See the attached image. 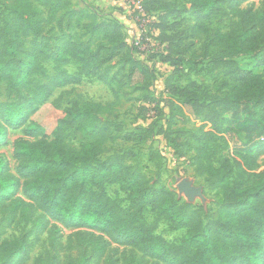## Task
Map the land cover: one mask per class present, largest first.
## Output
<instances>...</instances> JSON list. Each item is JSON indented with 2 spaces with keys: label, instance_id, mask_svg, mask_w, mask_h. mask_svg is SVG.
<instances>
[{
  "label": "trees",
  "instance_id": "obj_1",
  "mask_svg": "<svg viewBox=\"0 0 264 264\" xmlns=\"http://www.w3.org/2000/svg\"><path fill=\"white\" fill-rule=\"evenodd\" d=\"M1 2L0 84L10 102L0 103V144L7 129L24 127L55 91L78 86L83 79L95 78L105 85L114 102L70 103L51 139L40 126L26 125L25 137L34 140L15 143V177L9 176L0 157L3 223L30 227L25 236L0 241V264H26L27 239L38 238L47 219L75 232L62 243L59 230L51 227L47 240L52 253L35 257L31 264L97 263L110 243L129 249L111 264H264V168L257 162L264 152V9L242 8L244 0H181L180 9L169 0H142L144 11L156 20L147 34L151 26L163 46L150 52L146 61L173 68L165 81L167 98L159 102L149 91L151 70L133 58L122 26L114 19L100 21L84 4L69 0ZM183 15L192 22L189 38H207L204 57L215 72V83L221 82L216 91L192 80L174 84L187 61L179 38L169 32ZM55 22H66L70 31H80V37L63 35L50 44L44 31ZM93 45L99 46L96 52ZM241 57L252 59L259 72L241 69L236 62ZM114 59H120L117 71L110 64ZM69 64L76 66L75 74L64 69ZM126 82L157 110L159 120L165 119L159 133L178 147L175 155L189 154L194 174L221 194L214 220H205L201 208L182 202L173 191L151 185L127 163L131 154L101 160L107 145L118 137L108 119ZM184 108L197 124L172 136L169 131L178 119L188 122ZM137 137L127 133L122 139ZM107 186H117L125 194V208L109 198ZM147 212L183 236L167 242L155 235ZM62 252L70 255L59 258Z\"/></svg>",
  "mask_w": 264,
  "mask_h": 264
},
{
  "label": "rangeland",
  "instance_id": "obj_2",
  "mask_svg": "<svg viewBox=\"0 0 264 264\" xmlns=\"http://www.w3.org/2000/svg\"><path fill=\"white\" fill-rule=\"evenodd\" d=\"M73 4L82 3L90 11L97 15L100 21L109 18L112 15L125 16L131 19L127 13L128 5L124 0H69ZM170 4L175 5L179 9L182 6L181 0H169ZM242 8H248L253 11L264 9V0H244ZM2 2L0 0V10H2ZM134 21L131 20V23ZM156 22L155 18L153 23ZM170 24L174 23V17L169 19ZM178 26L169 32V35H175L179 38V46L187 63L182 65L183 76H175L174 84L183 86L189 80L195 81L198 84L209 88L211 91H216L221 82L215 83V72L212 71L209 60L204 57L207 38L203 37L200 41L189 38V29L192 26L191 20L187 15L175 19ZM135 24V23H133ZM149 26V25H148ZM136 27V26H135ZM150 44L146 45L141 39L140 32L130 36L124 32V39L128 47L132 50V56L135 60L140 61L144 66L148 67L153 75L149 91L155 101L161 102L167 97L165 91V81L172 76L173 68L167 64L159 62H147L146 59L149 53L155 50L163 49L155 40L157 31L150 26ZM148 31V27L146 28ZM78 35L80 31L77 29L69 30L66 22L58 24V22L48 25L44 31V37L53 43V40L61 36ZM83 42L85 40L83 39ZM140 42L139 45L135 43ZM98 45H93V50H98ZM165 48V47H164ZM100 59H104L105 54H99ZM238 66L243 70H249L258 73L259 70L255 63L249 57H241L236 60ZM111 65H115L117 71L120 66V59H114ZM51 74V67L47 66ZM69 74H75L76 66L69 64L64 67ZM115 72V71H114ZM177 77V78H176ZM135 79V78H133ZM174 79V76H173ZM134 84L126 82L122 92L118 94V102L112 116L108 121L113 122L114 129L118 132L117 139L107 145V152L101 156V160H106L108 156L116 153L131 154L128 156L127 163L135 169L140 170L155 187H165L173 191L177 197L185 203L191 204L194 208H201L205 220H214L217 217L218 211L222 204V196L219 192L209 190L204 181L196 176L191 165L190 155L184 154L182 157L176 156L178 147H174L167 139L164 133H159L160 126L165 129V119L159 120L156 117V112L152 106L145 104L142 93L136 90ZM10 98L6 95L5 86L0 84V103H8ZM73 102H93L100 104H108L114 102L112 92L95 78H86L78 86H69L54 92L51 98L37 111L29 117L26 125L29 123L40 126L44 135L51 139V134L57 122L63 118L64 110L70 103ZM162 103L160 104V107ZM167 113V110L164 109ZM187 123H182L178 119L174 126L171 127L169 133L174 136L181 128H192L197 122L193 121L192 115L188 108H184ZM26 125L20 129H7L5 138L0 144V157L4 160L7 166L9 176H16L17 162L14 158V145L18 140L26 139L33 141L34 139L26 138L24 129ZM127 133H136L138 136L132 141L123 140V136ZM183 141H180L182 144ZM184 148V147H183ZM257 162L260 168H264V152L258 156ZM106 194L121 208L127 206L125 194L117 186H107ZM16 197H21L18 193ZM146 221L154 226L155 235L159 236L167 242L178 240L183 236L184 232H171L164 222H159L155 219L152 213H145ZM4 217L0 215V241L4 239H12L14 237L25 236L30 227L28 225L16 224L11 227H6L3 223ZM48 225L44 232L38 237H28L27 243L29 246L28 261L26 264H31L33 259L39 255L51 254L48 244V230L55 226L59 230L61 237L60 241L65 243L67 237L75 232L73 229L66 228L61 224L47 219ZM129 249L109 244L105 256L97 263L93 264H111L112 260L118 259L128 254ZM70 254L62 252L59 258H66ZM73 255V254H71ZM110 258L111 260H107ZM120 264V263H118Z\"/></svg>",
  "mask_w": 264,
  "mask_h": 264
},
{
  "label": "built area",
  "instance_id": "obj_3",
  "mask_svg": "<svg viewBox=\"0 0 264 264\" xmlns=\"http://www.w3.org/2000/svg\"><path fill=\"white\" fill-rule=\"evenodd\" d=\"M124 2L128 5L127 13L131 17V20L134 21V26H136V31L140 32L142 41L145 42L146 45L150 44V38L148 37L146 28L148 25L153 23L154 17L147 14L142 5V0H124ZM138 34V33H137ZM140 42L135 43V45H139Z\"/></svg>",
  "mask_w": 264,
  "mask_h": 264
},
{
  "label": "crops",
  "instance_id": "obj_4",
  "mask_svg": "<svg viewBox=\"0 0 264 264\" xmlns=\"http://www.w3.org/2000/svg\"><path fill=\"white\" fill-rule=\"evenodd\" d=\"M109 18L117 21L122 26L124 32L127 31V33L130 34V36L132 35L134 36L135 33H137L136 27L134 26L133 23H131V19L125 18V16L123 15L122 16L112 15Z\"/></svg>",
  "mask_w": 264,
  "mask_h": 264
}]
</instances>
